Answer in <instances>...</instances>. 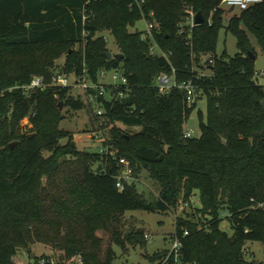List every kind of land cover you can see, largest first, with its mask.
<instances>
[{
  "label": "trees",
  "instance_id": "trees-1",
  "mask_svg": "<svg viewBox=\"0 0 264 264\" xmlns=\"http://www.w3.org/2000/svg\"><path fill=\"white\" fill-rule=\"evenodd\" d=\"M221 1L145 0L141 9H130V0H0V50L25 60L17 68L0 65V264H16L19 251L33 242L64 251L66 259L80 256L83 264H116L111 250L100 259L97 231L127 212L177 210L195 192L199 217L175 226V236L188 232L182 264H264V257L260 263L247 260L244 251L247 243L259 242L264 256V87L249 54L255 56L251 37L264 51V1L226 25ZM189 10L205 22L186 38L181 24ZM143 19L158 24L152 39L131 31ZM221 29L236 38L232 58L216 54ZM102 32L113 37L122 59L108 60ZM75 45L80 50L68 51L64 74L80 76L86 69L96 80L102 71L120 70L127 78L126 98L112 104L98 99L107 121L97 130L107 129L104 146L129 161L135 179L145 173L159 185L154 203L136 184L119 192L116 161L78 151L73 136L61 131L60 103L75 111L83 107L71 90L51 87L26 95L22 89L33 77L51 82L52 59L48 53L40 60L37 53ZM153 46L159 55L150 53ZM211 54L209 76L197 78ZM171 69L204 91L207 115L204 122L199 113V138H185L183 127L196 104L188 107L178 91L161 97L155 89L157 75ZM25 119L29 124L22 126ZM96 162L104 172L92 170ZM224 220L231 235L221 229ZM138 239L142 235L128 241ZM167 255L150 260L160 263Z\"/></svg>",
  "mask_w": 264,
  "mask_h": 264
},
{
  "label": "rangeland",
  "instance_id": "rangeland-1",
  "mask_svg": "<svg viewBox=\"0 0 264 264\" xmlns=\"http://www.w3.org/2000/svg\"><path fill=\"white\" fill-rule=\"evenodd\" d=\"M219 8L224 10V23L233 16L238 15L237 9H231L222 4ZM214 13L211 12L210 17ZM93 18V15H92ZM132 32L147 31V23L145 20H141L136 23L135 27L131 29ZM102 36L107 44L112 55L119 53L117 46L114 43V39L109 33L102 32ZM186 38L189 37V32H185ZM251 45L255 51V64L254 69L258 83L264 87V51L258 45L257 41L251 37ZM80 46L75 45L70 48H50L49 50H41L38 54L41 60L45 54L49 53V57L52 59L53 66L49 69L52 75L63 73V68L66 62L68 51H79ZM0 65L3 67H15L25 62L24 59H13L10 55H6L3 50H0ZM226 53L227 57H234L238 53L237 42L235 36L226 32L225 29H221L219 33L216 54L221 56ZM155 54L159 55V51L155 49ZM37 58V56H35ZM204 70V69H203ZM206 73V71H203ZM104 84L108 83V79L103 81ZM70 96L75 99H80L83 107L81 110H71L66 107L63 102L60 103V110L64 115V119L60 123L61 131L67 132L73 136L76 148L80 152L98 153L100 149L104 147L100 141L91 138L92 133L99 131L97 128L106 124V121L100 120L96 117L95 104L90 105L86 100L85 93L80 89H74L70 92ZM107 97V96H106ZM199 113L203 115V121H206V101L204 99L199 100L196 107L191 112L188 120L184 124V130L192 134L193 138H199L201 136ZM29 124L28 119L22 121V126ZM31 126H29L30 128ZM100 129V128H99ZM126 130V128H124ZM139 130V129H138ZM137 129L128 130L131 132L138 131ZM105 137L108 138L107 129L100 130ZM67 142L66 139L60 141L62 145ZM46 157L49 153L45 154ZM74 164L68 163L67 167L72 168ZM94 172H104V167L101 162H96L92 165ZM136 187L139 193L143 194L149 203H154L158 198L160 187L157 184H153L145 173H143L139 179H136ZM48 180H44V185L47 187ZM48 192L51 196L57 192V180L54 181L53 189L48 187ZM57 197V196H56ZM61 198H68V196L61 195ZM198 193L195 192L191 197L188 205L182 204L177 210L159 213H149L146 211H132L127 212L121 216L111 220L110 228L106 231H97L96 237L101 240L100 259L105 260L107 252L111 250L114 253L116 264H156L157 261L151 262L150 258L154 254L163 253L169 251L172 246V240L175 236V226L179 221H193V218L199 217L198 209H201ZM221 229L228 235L232 234V226L230 221L224 220L221 224ZM142 235L143 239L129 242V237H135ZM148 237V238H146ZM145 246H143V244ZM145 247V248H144ZM245 258L250 261L260 263L263 261V245L259 242L247 243L245 245ZM72 259V258H71ZM51 261L53 264H67L70 259L65 258L64 251L56 249L51 245L33 242L29 245V250L21 249L18 257L16 258V264H40L41 261Z\"/></svg>",
  "mask_w": 264,
  "mask_h": 264
},
{
  "label": "built area",
  "instance_id": "built-area-1",
  "mask_svg": "<svg viewBox=\"0 0 264 264\" xmlns=\"http://www.w3.org/2000/svg\"><path fill=\"white\" fill-rule=\"evenodd\" d=\"M264 0H222V4L231 9H237L238 11H244L253 7L255 5L261 4ZM145 4V0H130L129 8L133 9L137 7L141 9L142 5ZM187 16L184 19V22L181 24V33L189 32L195 26L194 18L196 12L193 10L187 11ZM151 19L153 14L149 16ZM147 23V31L143 34V38L152 39L153 30H159L158 24L153 21H148L143 19ZM155 46L151 47L150 53L155 54ZM158 50V49H157ZM215 60L214 55H208L203 60V68L198 70L197 78H205L209 76V71L206 69V66L213 65ZM206 73H204V70ZM108 79V83L104 84L103 81ZM155 89L159 96L168 97L174 91H178L182 94L184 103L188 107H193L199 100L204 99V91L196 86L192 80H181L177 77V73L174 69H171L170 72H162L157 75L155 78ZM63 88V89H80L86 95V100L90 105L95 104L96 117L100 120L107 121L105 119V111L98 103V99H103L104 101L112 104L115 101H121L122 99L128 96V80L124 76L123 71H102L97 75V79L93 80L87 70L77 76L76 74H64L59 73L52 76L51 82L47 83L45 78L42 76L33 77L30 84L23 87L26 95H30L32 92L40 91L43 92L48 88ZM107 96V97H106ZM55 98H58L55 96ZM184 137L187 139L193 138L192 134L184 130ZM102 144L106 142L105 137L102 132L96 131L92 133V137ZM100 155H105L111 157L117 163L118 174L116 176V188L119 192H123L126 187H130L133 184H136L137 180L133 176V169L128 160L125 158L119 157L117 151L111 150L109 147L104 146L99 151ZM188 236V232L185 231L182 237L174 236L172 240L171 249L168 251L167 257L163 262H158L156 264H166L170 259L173 260L174 264H182L181 260L183 257L182 248H183V239ZM148 238V237H146ZM40 264H53L51 261L46 262L45 260L41 261ZM67 264H83V260L80 256H75L70 259Z\"/></svg>",
  "mask_w": 264,
  "mask_h": 264
},
{
  "label": "water",
  "instance_id": "water-1",
  "mask_svg": "<svg viewBox=\"0 0 264 264\" xmlns=\"http://www.w3.org/2000/svg\"><path fill=\"white\" fill-rule=\"evenodd\" d=\"M204 22H205V20H204L203 15L200 12L196 13L195 18H194L195 26H201V25L204 24ZM249 54L251 56V60L252 61H255V59H256L255 56L253 54H251V53H249ZM107 58H108V60H111L113 58V55L111 53H108L107 54ZM114 58H116V59H122L123 56L116 54V55H114ZM30 137H32V135H30L29 138ZM14 146H15V143H13V144L10 145L11 148H13Z\"/></svg>",
  "mask_w": 264,
  "mask_h": 264
}]
</instances>
